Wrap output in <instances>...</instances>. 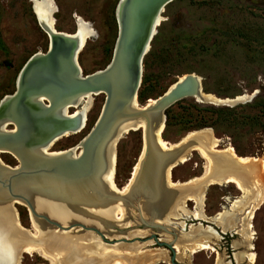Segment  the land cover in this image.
Instances as JSON below:
<instances>
[{
  "label": "rangeland",
  "instance_id": "rangeland-1",
  "mask_svg": "<svg viewBox=\"0 0 264 264\" xmlns=\"http://www.w3.org/2000/svg\"><path fill=\"white\" fill-rule=\"evenodd\" d=\"M53 2L56 9L54 23L57 31L73 33L77 16L92 32V36L87 39L77 57L83 75L103 69L110 62L117 36L115 10L119 0H53ZM48 45V37L37 23L30 0H0V100L15 91L17 76L26 61L35 53H45ZM188 73L198 75L202 80L203 91L214 98L231 99L235 96L250 95L256 90L258 93L251 102L233 107L236 110L228 114L225 122L218 119L213 123L212 120L216 119L217 114L205 113L195 108L193 103L197 102L193 99L177 102L169 108L168 122L166 119L161 133L162 139L174 145L192 132L209 129L220 141L215 150L223 151L225 146L230 145L238 156L257 161L261 159L263 163L264 0H174L167 5L161 14V22L150 44L149 52L143 60L142 82L137 95L138 106L142 107L149 100L160 96L179 77ZM103 103L104 95H92L84 128L79 133L55 140L47 151L62 152L77 148L96 122ZM197 104L201 107L207 106ZM247 104L251 106H246ZM239 106L243 107L238 108ZM73 111L74 109L70 108L68 113ZM200 118L206 121L204 125L200 124L203 122ZM10 128L11 126L7 127ZM141 149V130L130 131L117 143L113 179L117 188L121 189L127 183ZM74 153H79V150H75ZM188 154L189 159L186 162L179 163L171 170L172 182L184 183L200 178L204 174L205 160L195 151ZM0 160L10 167L17 165V160L9 154H0ZM253 164L259 169L260 162ZM255 177L263 178L261 186L264 194V167L262 174L257 173ZM204 192L203 208L207 218L204 226L189 214L175 219L170 217L169 221L162 224L178 231V226L182 222L186 232L189 231L187 225L210 227L227 242L224 243L219 236L207 240L217 251V256L221 255L225 261H229L226 256L231 253L230 251L235 254L241 251L248 253L250 250L247 243H244L239 235L220 233L218 224L211 219L218 213L229 210L232 201L241 197V192L232 184L212 185ZM185 207L189 212L193 210L194 204L189 201ZM259 207L250 221L249 233H253V239L250 241L253 246L251 251L257 256L253 264H264V199ZM11 208L16 210L19 225L31 233L24 231L27 236H34L41 230L33 223L25 206L15 204V209L13 206ZM122 209L125 212L124 208ZM129 212L131 213L125 214L126 217L131 214L134 222H137V213L131 209ZM115 217L108 219L112 222L106 228H102L100 224H92L105 233V240L94 233H86L79 229H73L70 233L97 242L93 245V250L98 253L101 251L105 255L116 253V258L122 259L123 264H140L142 257L139 258V255L152 250H162L165 256L163 259L148 261L149 264L169 263V252L158 248L152 241L144 243L135 241L132 244L121 242L122 239L131 240L134 237L147 238L154 231L136 230V224L130 219L124 218L117 222ZM242 217L243 214L237 216L238 219ZM150 218L147 216L145 220ZM43 229L47 231L46 228ZM48 231L66 233L52 228H48ZM157 233L161 241L169 242L173 239L169 234ZM182 247L181 245L180 251L177 252L178 262L211 264V251L190 254L188 249ZM108 248L114 250L107 252ZM20 256L18 264H50V261L38 253L31 255L21 253ZM82 259V255L77 256L78 262L74 260L75 264H79ZM243 264L249 263L243 261Z\"/></svg>",
  "mask_w": 264,
  "mask_h": 264
},
{
  "label": "water",
  "instance_id": "water-1",
  "mask_svg": "<svg viewBox=\"0 0 264 264\" xmlns=\"http://www.w3.org/2000/svg\"><path fill=\"white\" fill-rule=\"evenodd\" d=\"M173 1L119 0L115 10L117 36L110 62L88 75H83L77 61L87 41L77 26L73 33L61 32L36 17L48 37V49L45 53L33 54L26 61L17 76L15 91L0 100V154H9L17 160L14 167L0 160V208L11 204L14 208L15 204H20L26 207L41 229H79L105 240L97 227L76 219L63 225L49 212L63 208L71 215L86 216L92 215L88 212L91 209L121 204L137 213V222L131 214L127 217L136 224V230L154 231L147 238L134 237L121 242L152 241L169 252V264H178L174 247L182 229L168 228L161 221L169 220L177 202L195 194L196 189L193 186H168L166 171L175 168L178 161L197 146L203 148L212 165L217 166L214 178L243 176L247 167L224 153L209 150L198 138H191L169 150L161 149L157 134L162 128L158 134L162 139L165 111L185 99L233 108L251 102L258 91L231 99L215 97L214 100L203 91L201 78L188 73L172 83L152 104L138 106L143 60L157 33L162 12ZM100 94L104 95L101 112L80 141V153L73 154L72 148L54 155L47 152L55 140L79 133L85 126L86 113L80 111L70 116L68 108L78 105L82 97ZM9 126L11 128L7 129ZM137 130L142 133V158L128 192L121 194L122 188L115 185L117 190H113L107 178L112 170L114 173L117 143L125 134ZM135 196L137 199L132 204ZM167 203L171 204L168 211L159 212L149 220L143 219L140 204L161 208ZM157 232L169 234L173 239L161 241ZM5 235L0 217V264H16L19 254H9L2 247ZM27 241L23 239L24 243Z\"/></svg>",
  "mask_w": 264,
  "mask_h": 264
},
{
  "label": "bare ground",
  "instance_id": "bare-ground-1",
  "mask_svg": "<svg viewBox=\"0 0 264 264\" xmlns=\"http://www.w3.org/2000/svg\"><path fill=\"white\" fill-rule=\"evenodd\" d=\"M30 1H31V9L35 18L37 17L40 20V22H49L51 25H53L55 29L53 15L56 12V9L53 0H30ZM75 22H76L75 25L77 26L78 30H80L81 35L86 40L92 36V32L89 26L86 23H84L81 18L76 16ZM91 96L88 95L80 98L78 105L72 107L74 111L72 113H69L70 116H75L80 111H83L87 114L91 105ZM207 97L214 100L216 99L214 98V96L212 97L210 95H208ZM153 102L154 99L149 100V102L145 105H150ZM142 128H144L143 124H142ZM161 129L162 128L159 129L158 134L161 132ZM158 134H157V142L159 147L163 150H169L175 148L176 146H178V144H181L183 142H188L189 140H191V138H198L204 145L207 146L209 150L224 153L225 155L231 157L232 159L238 161L239 163L247 167V173L243 176H228L226 178H214L213 175L216 173L217 166H213L205 150H203V148H201L200 146H197L194 147L191 151L197 152L205 160L204 174L200 178L192 179L184 183V185H181L180 183L173 184V182L170 180V172L172 169H168L165 173V181L170 187L193 186L196 189L195 194L177 202L171 214V218L173 219L186 214L189 215L192 214L191 216H194V218L197 219L198 218L207 219L203 214V201H204L205 189L208 186H212V185H225V184L234 185V187L239 192H241L242 194L241 197L239 199H236L235 201H232L231 208L229 210H224L218 213L212 220L218 224V226L221 228L223 232L235 231L237 235L243 238L244 242L247 243V248L250 250L246 254L243 253V258L248 260L249 263L253 264L255 261V253L251 251L253 250V247L250 241L253 239V237L251 236L253 235V233L252 234L249 233L251 232L250 221L253 218L254 212L258 208H260L259 206H261V203L264 199V194L262 191L263 186H261L263 178L256 179L255 177L257 173L262 174L264 162L262 163L261 159L260 161H257V159H247L240 157L235 153L233 147L230 145L225 146V149L223 151H216L215 149L218 147L220 141L213 136L212 132L209 129L200 130L198 132H192L187 137H185L180 142L174 145L169 144L168 142L162 140ZM75 150H79L80 153L79 145L77 148L71 150L73 154H75L74 153ZM59 153L61 152H50V154L52 155ZM79 153H76L75 155H78ZM142 153H143V145L138 160L131 170L130 177L127 183L121 189V194H126V192H128L130 188V185L135 180L139 169V161L142 158ZM188 153L186 156H183L178 161V164L187 161V157L189 155ZM255 162H260L259 169H256L255 165L253 164ZM107 179L111 188L116 191L117 189L113 181L114 179L113 170L111 171ZM169 197H172L170 198L171 200L173 199V196H169ZM136 199L137 198L135 196L132 200L133 201L132 204L135 203ZM189 201H191L194 204V211L192 213L188 212L185 207L186 202ZM11 206L12 204L2 206L0 208V217L2 220V226L4 233L6 234L5 238H3L2 240V247L5 249L7 253L15 254L17 252L19 254V258L21 253H25L29 255L33 253H38L43 258L50 261V264H75L74 260L78 262L77 256L79 255H82L83 258L82 261L79 262V264H123L121 263L122 259L120 260L116 258L117 257L116 253L112 252L109 255H105V253H103L101 250H100L101 253H98L95 249L93 250L94 248L93 245H96L97 242L94 243L92 241L87 240L86 237L80 235H74L72 232L70 233V231H60L62 233L66 232L64 234L57 233L56 231L50 232L48 231V228H46L47 231H45L42 228L43 229L42 231V229L40 230L41 227L37 226L34 220H32L33 223L37 226L38 230L40 231H37V233L34 236L31 237L29 235L27 236V233H25L18 226L16 212L11 208ZM170 206L171 204L169 205V203H167L166 206H163L161 208L150 204H144V205L140 204V209H141L142 217L143 219H145L147 216L150 218V216H155L159 212L168 211ZM122 208L123 205L121 204H116V203L109 204L107 206H103L102 208L100 207L98 209L89 210L88 212L92 215H86V216L71 215L69 211L67 212L63 210V208L60 209L54 208L53 210H50L49 215L52 218L60 221L63 225L69 223L71 220L76 219L82 221L86 225L100 224L102 228H106V226L112 222L111 220L108 219H111L113 218V216H116L115 221L119 222L122 219L127 218L125 214L131 213L129 212V210L125 208H124L125 210L124 212ZM242 214L243 217L238 219L237 216H240ZM167 221L169 220H164L161 222H167ZM179 226L181 228H184V224L182 222L179 224ZM100 232L103 234L104 237H106L103 231L100 230ZM178 234H179V240H177L175 244L174 247L175 250L179 252L182 245L183 246L182 248L188 249L190 251V254H194L198 251H204V250L212 251L213 248L207 241L208 239L205 238L206 236L205 234L208 235L210 234L211 237L218 236L217 233L210 227L207 226L203 228L200 225L198 226L190 225L188 232L186 231L183 232L182 229V232ZM23 239H28V241L24 243ZM19 241L22 242L19 243ZM98 248H100V246ZM106 249L107 248L105 247L104 250ZM109 250L113 251L114 249L108 248L107 252ZM135 254L138 255V253ZM164 254L165 253L162 250H152L147 253L143 252V254L139 255L140 256L139 258L142 257L140 264H144L145 262L149 264L151 260L153 261V260L163 259L165 256ZM234 258L236 261H239V254H235ZM18 261L19 259H17L16 264H18Z\"/></svg>",
  "mask_w": 264,
  "mask_h": 264
},
{
  "label": "flooded vegetation",
  "instance_id": "flooded-vegetation-1",
  "mask_svg": "<svg viewBox=\"0 0 264 264\" xmlns=\"http://www.w3.org/2000/svg\"><path fill=\"white\" fill-rule=\"evenodd\" d=\"M194 220H197V219H194ZM199 221V223H202V225L204 226V223L206 222L205 220H198ZM181 223V222H180ZM187 225V224H186ZM214 225V224H213ZM188 226V225H187ZM195 226H197V225H195ZM179 228H181L180 226H178ZM219 228V227H218ZM181 229H183V228H181ZM220 229V228H219ZM220 233H222V234H226V233H232V234H236V232L235 231H227V232H223L221 229H220ZM180 233V232H179ZM207 237H205L206 239H209V238H211V235L209 234H205ZM217 235H218V233H217ZM219 237H221L220 238V240H223L224 241V243H226L227 244V242H225V240H224V238L222 237V236H220V235H218ZM252 236V235H251ZM214 238V237H213ZM242 238V237H241ZM178 240H179V234H178ZM242 240H243V238H242ZM243 242V241H242ZM245 243V242H244ZM210 244V243H209ZM223 244V243H222ZM253 247V246H252ZM213 248V247H212ZM198 252H201V251H198ZM198 252H196V253H198ZM231 253H229V255L228 256H226V259L227 258H229V261L228 260H224V258L223 257H221V255H220V257L219 256H217V251L215 250V249H213L212 251H211V253H210V256L212 257L211 259H212V261H211V264H243V261L244 262H248V260H246V259H244L243 258V251H241V252H239V253H236V254H239V261H236L235 260V258H234V255H235V253H232V251H230ZM214 254L216 255V256H214ZM209 258V257H208ZM256 258H257V256H256V254H255V261H254V263L256 262ZM176 262L178 263V264H183V263H180V262H178V260H176ZM239 262V263H238ZM249 263V262H248ZM169 264V263H168ZM250 264V263H249Z\"/></svg>",
  "mask_w": 264,
  "mask_h": 264
},
{
  "label": "trees",
  "instance_id": "trees-1",
  "mask_svg": "<svg viewBox=\"0 0 264 264\" xmlns=\"http://www.w3.org/2000/svg\"><path fill=\"white\" fill-rule=\"evenodd\" d=\"M193 106L195 108L200 109L201 111H203L205 113H216L217 114L216 119L215 120H212L213 123L217 122L218 119L221 122H225V119L228 116V114H231L232 112H234L236 110V108L215 107V106H212V105H207V106L201 107L197 103H193ZM246 106H251V105L250 104H247ZM240 107H243V106H239L238 108H240ZM168 113H169V109H167L165 111V116H166V119H167L166 121L167 122H168V118H169ZM200 121H203V122L200 123L201 125H204L206 123V121L203 120V119H201V118H200Z\"/></svg>",
  "mask_w": 264,
  "mask_h": 264
},
{
  "label": "crops",
  "instance_id": "crops-1",
  "mask_svg": "<svg viewBox=\"0 0 264 264\" xmlns=\"http://www.w3.org/2000/svg\"><path fill=\"white\" fill-rule=\"evenodd\" d=\"M209 187V186H208ZM203 207H204V204H203ZM194 211V207H193V210L192 211H189L190 213H192ZM203 214H204V216H205V213H204V208H203ZM192 215V214H191ZM190 215V217H192L193 219H197V218H194V216H191ZM216 216V215H215ZM215 216H213L211 219H213ZM206 217V216H205ZM203 218H198L197 220H202ZM209 220H210V218H208ZM203 220H206V219H203ZM212 223H215V222H213L212 221ZM217 225V224H216ZM201 226V225H200ZM217 227H219L218 225H217ZM220 228V227H219ZM221 229V228H220ZM251 264V263H250Z\"/></svg>",
  "mask_w": 264,
  "mask_h": 264
}]
</instances>
